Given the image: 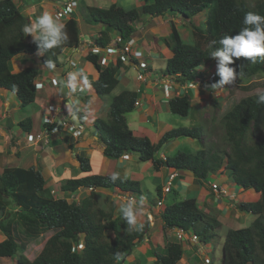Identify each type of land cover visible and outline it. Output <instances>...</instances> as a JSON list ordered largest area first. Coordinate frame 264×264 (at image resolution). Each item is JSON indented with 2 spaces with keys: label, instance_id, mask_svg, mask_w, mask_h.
<instances>
[{
  "label": "trees",
  "instance_id": "16d2710c",
  "mask_svg": "<svg viewBox=\"0 0 264 264\" xmlns=\"http://www.w3.org/2000/svg\"><path fill=\"white\" fill-rule=\"evenodd\" d=\"M86 24L100 23L105 27L93 37V44L101 48L112 45L110 32L120 35L123 42L137 31L136 24L144 16L178 17L190 22L196 16L204 15L201 25L192 23L190 42L183 40L177 25L170 22V32L164 37L169 55L162 74L175 78L177 82H203L207 72L204 69L216 57V50H224L220 41L224 37L234 38L244 28L255 30V25H245L247 13L264 16V0H147L139 6L122 8L116 2L110 6L86 5L83 10ZM36 18L23 13L15 0H0V90L11 91L25 109L36 98L35 81L39 71L26 66L13 72L11 61L18 56L41 53L39 62L47 66L61 67L60 55L66 48L79 46L77 19L70 17L63 24L62 31L67 39L58 46L47 48L41 41L27 38L22 31L26 24ZM264 31V24L261 25ZM85 60L97 71V78H88L87 84L94 93L103 97L109 95L119 83V72L123 63L101 66L98 55L89 51ZM232 63L225 66L234 70L235 79L252 82L264 75V57H231ZM253 59L255 62L253 63ZM240 98L221 116L224 139L228 150L209 149L192 152H177L165 159L154 158V154L165 144L182 137L200 138L199 128L178 127L165 131L157 143L146 135L132 132L126 114L136 109L138 92L123 89L113 95L106 117H96L93 126L103 145L102 156L117 160L127 153L138 154L141 162L151 161L155 169L166 166L170 170L192 172L203 185L211 174L227 170L231 181L244 190L254 189L260 193L256 201H238L235 207L243 213L255 215L245 227L230 228L222 244L221 264H264V102L258 103L260 94ZM171 112L186 116L191 106L187 93L169 98ZM73 114L83 123L86 115L74 107ZM24 132H30V117L18 122ZM45 126H50L48 123ZM62 125H58L61 129ZM68 148H72L69 145ZM83 174L77 178H64L56 184L59 192L74 193L88 190L79 201L68 202L55 197L46 186L47 179L39 166H4L0 171V258L20 252L15 264H124L134 246L147 241L152 227L148 219L129 225L112 193L141 194L139 181L120 177L117 173H91L87 156L76 155ZM116 174V179L112 176ZM105 190V191H104ZM106 192V193H103ZM160 195V187H157ZM159 216L162 229L182 228L199 238L204 244L214 238L221 226L219 212H205L194 197L184 198L166 204ZM137 225V226H136ZM143 225V227H140ZM47 236L40 251L28 258L29 245L40 244ZM83 248L79 250L78 244ZM153 264H180L184 254L182 244L166 241L163 246H152ZM121 259H117V257Z\"/></svg>",
  "mask_w": 264,
  "mask_h": 264
},
{
  "label": "rangeland",
  "instance_id": "374dc122",
  "mask_svg": "<svg viewBox=\"0 0 264 264\" xmlns=\"http://www.w3.org/2000/svg\"><path fill=\"white\" fill-rule=\"evenodd\" d=\"M23 0H15V2L21 3ZM52 1L50 3H48L47 1L44 0V3H48L45 6V9L49 12L50 8H54V4H57L56 0H49ZM147 0H78V10L76 12L75 15L72 16V18L77 19V27H78V31H79V35L78 38L80 37V34H83V40L85 41V43L83 44V48L81 50H79L78 52H76L78 58L75 59L74 64L69 66L70 68L68 69V76L66 77V79H68L70 77V74H75V81H81L80 83V88H78L77 85L75 86H71V93L70 95L67 97V104H63L64 101H66V99L64 101H62L63 99H61L62 97L59 95L58 92V88L52 86L50 84V81L52 80L53 77H56L57 75H61L63 72L64 74L67 72L66 68H65V62L66 60H71L72 57L70 55V51L67 54H61L60 55V60L62 59V66L61 67H53L52 69H49L45 64H42L39 62V57H30V56H25L22 55L21 58H17L16 61H20L23 64H26V66H31V67H38L40 70H46L48 75H46V81L45 82H49L48 84H50V88L48 89H44L41 91H37L36 94L38 98L35 99L34 103L29 104L25 109H17L18 112L14 113L16 114V117H19V115H23V116H27L30 117L32 119V121L34 122V124H40V114L39 113H44L43 112V108L48 109V104L45 101L41 100V97L43 96L42 94H46L45 98L50 101L53 102L55 105L59 106V107H68L69 109V114H66V118L67 121L71 122L73 119L70 118V114L73 111V107H76V105H78V107L80 108H76L77 110H79L81 113L88 115V118L86 116L85 121L87 120V127L92 130L95 131V128L93 126V120L98 116V117H106L107 114V109L109 106V102L111 100V97L113 95L118 94L120 91H122V89H130L133 90V88L136 86V84L138 82H140L137 79V68L135 67V63L132 62H127L126 63V67L124 68V71H120L119 72V77L121 78V76H124V78L126 79V81H122L120 80V82L118 83V85L112 90V92L109 95L103 96V97H99L101 98V100L103 102V106L101 108V112L100 114H93L91 113V109L90 107L86 108L84 110V108L82 106H86L88 103H86L84 101L85 97H84V93H85V87H89L88 84L86 85L85 83V78L88 80V78H92L95 77L97 74V71L95 70V68L93 67V65L88 62L85 61L84 58L82 56H85L89 51L90 48L92 46L91 40L93 39L94 36H96L98 34V30L101 29H105L103 25H101L100 23L98 24H86L83 20V12H81V10L84 9V7L86 5H93V6H98V7H108L110 6L112 3L116 2L119 6H121L122 8L128 9L134 6H139L142 5L143 3H145ZM47 7V8H46ZM52 15V14H51ZM53 16V15H52ZM203 17L204 15L201 14L199 16H196L195 18H193L191 20V22L188 19L185 20H180L178 19V17H172V16H165V17H156L155 19H157V21H159L160 19L162 21H160L159 26H161L160 28H158L157 30H148V32H146V27H148L149 25H144V22L146 21V19H149L148 16H144L140 19V21H138L137 25H136V37L140 36L141 33H143V38L146 41H150L151 44V51H155V53H151V54H147L146 56L143 55L140 59L138 60H145L148 64H150L152 66V68L157 72V73H161L162 70L165 69V62L166 59L165 58V54H167V48L165 47L164 44V37H166V33L170 32V26L169 23L170 22H174L179 31L180 34L183 38L184 41L186 42H190L192 40L191 37V30H192V23H194L195 25H201L202 21H203ZM68 18L64 19L63 22H65ZM150 22V20H149ZM140 23V24H139ZM139 25V26H138ZM100 29V30H101ZM168 30V31H166ZM158 32V33H157ZM146 34V36H145ZM159 34V35H158ZM35 36V34H28V37H33ZM114 36V34L112 33V37ZM87 37V39H85ZM140 40V39H139ZM75 51V50H74ZM82 54V56H81ZM159 54V55H158ZM23 59V60H20ZM69 63V62H68ZM12 67V65H11ZM208 69V67H206ZM211 71H213V68L210 69ZM13 71V68H12ZM14 72V71H13ZM45 74V73H44ZM39 79V76L38 78ZM69 80V79H68ZM165 82H168V80H165ZM173 83V81H171ZM176 86V88H178V84L174 83ZM203 85V84H202ZM198 87V89L200 88V84L196 85ZM45 87H47V85H45ZM82 87V88H81ZM175 88V89H176ZM80 89V90H79ZM180 90V89H177ZM264 90V75L259 77V78H255L251 83L250 82H246L245 80L242 79H234V81L232 83L229 84V86L227 87V89L223 90L222 92H216V91H211V90H206L209 91L208 93H205V96L201 101L202 104H200V106L202 107L201 110H198L199 108L195 107L194 105L190 106L189 108V112L186 116H181L178 114H175L173 112L169 111H160L157 114V122L156 124L153 123V119L156 118L154 117L155 115L151 116V117H146L148 118V122L145 123L146 126L150 125V128L156 132V130L158 131H167L169 129L172 128H178V127H186V128H199L200 127V131H199V135L200 138H189V137H182V138H178L180 139L179 142L180 144H178V146L169 151L167 154L168 156H173L175 155L177 152H192L195 153L199 150L205 149V150H219V151H224V150H228V147L226 145L225 139H224V127L221 121V116L223 115V113L225 111H227L235 102H237L240 98L250 95V94H254V93H259L261 91ZM183 91V90H182ZM204 90L199 89L198 92L193 93L195 94V96H200V92H203ZM177 92V91H176ZM216 92V93H215ZM79 93L80 96H76V94ZM215 93V94H214ZM172 95V94H171ZM213 96V97H208V96ZM7 98L10 99L11 105H13L14 107H16L19 102L17 100V98L12 94L11 91L7 92ZM82 99V103L81 106L80 104H78L79 102H77L78 100ZM69 99H73L74 101V105L72 106L71 103L69 102ZM196 100V98L194 99ZM42 104L39 105V104ZM39 105V106H38ZM142 109H144L143 107L141 108H136V110L131 113L128 114L127 118L129 119L131 125L133 126V129L136 131V123H132V121L140 123L139 122V118H138V113L142 111ZM26 110V111H23ZM40 111V112H39ZM86 111V112H85ZM153 113H149V115H152ZM62 116L61 112L58 114V117ZM146 116H148L146 114ZM56 117V119L58 118ZM14 119V117H13ZM52 120V118L50 119ZM55 121V119H54ZM55 123V122H54ZM54 123H48L50 126L49 128L53 129L56 128L54 127ZM68 123V122H67ZM75 124L78 123V121H74ZM62 127H66L64 124H62ZM56 137L55 138H51L50 137V141L53 142L54 141V145H56L54 148L55 150L60 151V148L62 147V145H66L65 143H67L68 138H66V135L61 133L63 132L62 129L59 130L58 128L56 129ZM69 133L71 136L72 133L71 130L69 129V131H66V133ZM97 133V132H96ZM81 136V134L79 135ZM77 136V137H79ZM75 137V136H73ZM148 137V136H147ZM61 138L65 139L63 142L62 140H60ZM149 138V137H148ZM150 139V138H149ZM44 140H42L43 142ZM151 141V140H150ZM41 142V141H40ZM177 142V143H179ZM35 144V143H33ZM23 146V145H22ZM46 147V145H45ZM32 148L34 149L35 146H31L28 148V150L26 151L27 154L32 151ZM47 148V147H46ZM162 147L160 150H158L155 154H154V158H159L160 156V152L163 151ZM96 150H93V152ZM92 155L93 157H91V166H92V170L91 173H109L111 172V169H107L106 170H102V162L100 161V157L99 155L94 152ZM25 153V152H23ZM43 157L45 158V161L47 162V164L43 163V159L40 156V162L39 163V159L37 160L36 157L31 156V155H27L23 158H25V161L21 162V161H16L15 163H12L13 165L10 166H20V167H24L27 168L29 167L30 163L35 164V166H39L42 169V173L44 175V177L47 179V183L46 186H50L51 189L55 190V193L53 194L55 197H63L65 198L68 202L71 201H79L81 198H83L84 196H86L89 191L88 190H77L74 193H63V192H59L58 188H57V183L59 181L55 183V179H52L51 176L49 175V172L52 170L53 168L50 167H54V170H57V173H61L60 172V167L62 165H60V163H57L56 165L53 163H51V160L49 159L48 155L46 153H43ZM89 158V157H88ZM90 160V159H89ZM60 159H57L56 162H59ZM15 164V165H14ZM43 164V165H42ZM137 167H133L137 168L140 170V167H143L144 163L141 161L137 160ZM153 167L152 164H150L149 168ZM167 172H169L170 170L166 167ZM221 169V168H220ZM59 171V172H58ZM68 171V175H70V178H77L82 176L85 173H82L80 171V169H74L72 168V166L69 167ZM113 171V169H112ZM222 172V171H221ZM67 173V172H66ZM111 174V173H110ZM143 174V173H142ZM182 174V173H179ZM229 172L227 170H223L222 173H215L214 175H210L208 177V182H215L219 185H223L225 188L230 189V188H235V185L232 184L230 176H229ZM66 175V174H65ZM59 177V176H58ZM58 177H56L58 179ZM69 178V177H68ZM129 178V177H128ZM137 179L139 180V189L140 192L143 194V198L145 200V204L146 206L150 207V205L152 203H155L159 197L157 195V187L159 186L158 184L160 183L158 181V179L156 178L155 174L153 175H148L145 173L144 177H137ZM53 180V181H52ZM195 181V180H194ZM192 183H189L190 186H192ZM165 185V184H164ZM172 191L168 192L164 195L163 198V204H171L172 202L176 201V200H180L182 198H184V194L183 193H179V191L175 188L174 185L171 186ZM105 191V190H104ZM103 193H106L104 192ZM193 194V191L190 193ZM112 198L114 199L115 202L118 203V207L121 206L122 204L126 203V205H131L133 213L136 215L137 217V224L142 223L144 220L148 219L151 227H152V231L151 234L148 238L147 241H141L140 243H138L136 246H134L132 252L126 257V260H124V264H153L154 263V257L152 256L150 249L152 248V246L158 245V246H163L164 243L166 241H176L179 242L180 244H182L183 249H184V254L187 255H192V257L194 258V264H204L203 259L209 258L211 260V264H221V258H222V244H223V240H224V236L225 233L227 232L228 229L230 228H241V227H245L248 226V224L250 223V221L247 219V217H250L251 213H244L242 216L240 217H235L233 218V216H230L229 218L223 217L222 220V225L216 230L217 235L212 238L208 243V244H204L201 241H198L196 245H191L190 243H188L185 240H179L176 236V230L172 229L170 231L171 234H167L166 230L162 229V226L160 224L159 221L155 222L154 220V216L152 215V217H147L144 219V214H137V210L134 207H138L139 205H134L131 200L128 201L127 197L124 196L123 194L120 193H112ZM227 197V196H226ZM221 199L223 203H229V200L227 198ZM130 203V204H128ZM230 207V205H228ZM162 207V205H161ZM160 207V208H161ZM230 208L233 207L231 206ZM209 213V212H208ZM253 215V214H252ZM137 226V225H136ZM191 234V233H189ZM48 235L43 237V241L40 244L37 243H33L31 245H29L28 250L26 252V255L28 258H33L41 249L43 242L45 241V239L47 238ZM4 239V235L0 232V241ZM14 255H10L9 257H2L0 258V264H15L18 256L20 255V252L15 249L14 251ZM183 264L184 262L181 261Z\"/></svg>",
  "mask_w": 264,
  "mask_h": 264
},
{
  "label": "crops",
  "instance_id": "0c3cea01",
  "mask_svg": "<svg viewBox=\"0 0 264 264\" xmlns=\"http://www.w3.org/2000/svg\"><path fill=\"white\" fill-rule=\"evenodd\" d=\"M45 1H47L48 3L52 2L49 0H45ZM48 3H44V0H23L21 3H18V5H20V7L23 9L24 13H26L27 15H34L37 18L45 12L50 13V14L52 13L53 8H50L49 12L45 9V6ZM53 4H55V3H53ZM155 18H156V16L155 17H149V19H146V21L144 22V25H149L148 27H146V32H148V30L151 31L153 29L157 30L158 28L161 27V26H159V23L162 20L160 19L159 21H157V19H155ZM149 20H150V22H149ZM60 23L63 24V22H60ZM166 31H168V30H166ZM136 34L137 33L135 32V34H133L131 37L132 40L135 39L137 41L136 46L134 48L135 49L139 48L140 51H142V53L145 56L147 54L155 53V51H151L152 48H151L150 41L149 40L146 41L143 38V33H141V35L138 37H136ZM111 35H112V33H111ZM166 35H168V33H166ZM145 36H146V34H145ZM33 37H35V36H33ZM33 37H31V38H33ZM69 51H70V55L72 57V59L70 61H72L74 63L75 59L78 58V56L76 55L77 54L76 52H78V51H74V50L66 48V49H64L63 54H67ZM40 55H41V53L37 54V55L36 54L32 55L30 57L36 58V57H39ZM151 55H153V54H151ZM164 55H165V58H167L169 55V52H167V54L164 53ZM81 56H82V54H81ZM21 57L22 56H18L11 61V65H12L14 72H18L21 69H23L24 67H26V64H23L20 61H16L17 58H21ZM20 60H23V59H20ZM68 62H69V60H66L65 68H66L67 72L63 75V81H64L66 89H67V96H69L71 91H72L71 86L77 85L79 88L80 83H81V81H78V80L75 81V79L73 80L70 77L68 78L69 80L66 79V77L69 74L68 69L70 68ZM34 68H36V67H34ZM36 69L39 71V74H38L39 79L38 80L43 83L42 88L38 89L37 91H41V90L50 88L49 86L51 83L48 84L49 82H45L46 81V75H48V74H46L47 71L46 70H40L38 67ZM149 69H150L149 74L147 75L145 80L138 82L136 84V86L133 88V90L138 92V101L140 102V105L136 106V108H141V107L144 108V109H142L141 112L138 113V118L140 119L139 120L140 123L132 121V123L137 124L136 125L137 126L136 131L133 129V126L131 125L129 119L127 118L128 114L131 112L126 114V120H127L128 125L134 134L146 135L150 138L152 143H157L164 132L158 131V130H156V132H155L150 128V125L146 126L145 123L148 122L147 121L148 118H146V117H151V116L155 115L154 117H156V118L153 119V123L156 124L157 114L161 110L162 111H169L170 110L168 100L173 95H166L164 93V88L167 87V85L164 84L165 81H164V78L160 75L161 73H157L152 68V66L150 64H149ZM124 70L125 69H123L122 71H124ZM96 78H97V74L95 77H92V79H96ZM120 80L126 81L124 76H121V78H119V82H120ZM177 84H179V83H177ZM45 85H47V87H45ZM86 85H87V83H86ZM185 86H187V84H184L183 88ZM126 89H128V88H126ZM199 89L204 90V91L200 92V94H201L200 96H195V94H193V93L198 92ZM199 89L197 86H192V87H188L184 91L176 92L177 91V88H176L174 90L173 94H182L183 92H187L191 98V105L192 106L196 105L195 107L199 108L198 110H201L202 109V107H201L202 105L200 106V104H202L201 100L204 97H207V96H205V93L206 92L208 93L209 91H206L208 89H205L203 87H200ZM85 90L86 91L84 93V97H85L84 101L88 104L86 106H82V107L84 108V110L86 108L90 107L91 113L100 114L101 108L103 106V102L99 101V100H101V98H99V96H97L94 93V90L92 88H89L86 86ZM7 92H9V91L0 90V171L2 170V168L4 166L13 165L12 163H15L16 161H21V162L25 161V158H23V157H25L27 155H31V156H33V158L35 156L37 160L39 159V163H41L40 162V156H41L42 159L44 160L43 163L47 164V162L45 161V158L43 157V153H46L48 155L49 159L51 160L52 166H53V163L55 165L57 163H60V165H62L60 167L61 173H59V174L57 173V170H54V167H50V168H53V171L51 170L49 172V175L51 176L52 179H55L54 184H56V182L61 180V179L68 178V177L70 178V175H68V171H67L70 166H72V168H74V169L79 168V163L76 159V155L80 154V155L87 156V157H89V159L91 161V159H92L91 157H93L92 152H93V150H96L94 152H96L100 157V161L102 162V168H103L102 170H106V172H107V169H111V172H109L108 174L117 173L120 177H123V178L129 177L130 179H134V180H138L137 177H144L145 173L148 175V177H149V175L155 174L156 178L160 182L158 184L159 185L158 187H160V188H162L164 186V184L167 182V178H168V176L172 170H170L167 167L170 170L169 172H167L166 166H161L159 169H155L154 167L149 168V166H150V164H152V162L147 161V162H143L144 165H143V167H140V170L137 168H134V170H133V167L138 166L137 160L140 161L138 159V154H136V153L124 154L122 157H120L117 160H112V159H109L105 156H102L103 145L98 138V134L95 131H92L87 127V125H86L87 120L82 123L83 133L79 137H76V136L73 137L74 135L71 136L68 132L66 133V127H64V128L62 127L63 132H61V133L65 134L66 138H68V139H66L67 143H65L66 145H64V146L62 145V147L60 148V151L55 150L54 147L56 145H54V141L51 142L49 139H50V137L55 138L57 136L56 135V131H57L56 129L58 128V125L61 122L64 124L66 123L65 121L67 120V118L65 116H66V114H69L68 107L57 106V110L54 112H49L46 109L44 110V107H42L44 113H42V112L39 113L40 114V124H34V122L31 119L32 129L30 131L33 133V132H38L42 129V119H43V116L45 114H48L47 116L52 118L53 120L55 119V125L54 126L56 128L51 129V128L47 127L49 129L48 130L49 137H48V144L47 145H46L45 141H43V142L41 141V142H38L35 144L25 143L24 142V136H23L24 131L18 125V122L25 119L27 116L26 117L23 115H19V117L15 116L16 114L14 113V110H15V112H18L17 109H20L19 104L16 107L11 105L10 99L7 98ZM42 95H43L41 97L42 101H45L48 105L54 104L53 102H50L45 98V96H46L45 93ZM76 96L78 97V96H80V94L77 93ZM208 97L210 98L213 96L210 95ZM36 98H38V97H36ZM195 98H196V100H194ZM69 102L75 104L73 99H69ZM77 102H79L78 104H80V106H81L82 99L78 100ZM39 105L42 106L41 103ZM77 107H78V105H76V108ZM78 108H80V107H78ZM23 111H26V110H23ZM60 112H61L62 116L58 117V114ZM153 112H154V114L149 115V113H153ZM146 114L148 116H146ZM86 116L88 118V115H86ZM13 117H14V119H13ZM56 117H58V118L56 119ZM69 117L72 118L73 120L71 122L67 121L68 123H73V125H75V126H78L81 123L78 119H75L73 113H71ZM74 121H78V123L75 124ZM58 129L61 130L60 128H58ZM60 140H62V142H63L65 139L61 138ZM179 140L180 139H174V140L170 141L169 143L165 144L164 146H162V147H164L163 151L160 152V156L157 159H160V158L165 159V157L168 156L167 153L169 151L175 149L178 146V144H180ZM177 142H179V143H177ZM45 145L47 148L45 147ZM69 145H71V147H72L71 149L68 148ZM31 146H35V148L34 149L32 148V151H30L27 154L26 151ZM23 152H25V153H23ZM94 152H93V154H94ZM57 159H60V161L56 162ZM29 165L35 166V164H33V163H30ZM112 169H113V171H112ZM179 173H182V174H179ZM104 174H107V173H104ZM56 177H58V179ZM192 181H193L192 186H190L189 183H191ZM172 185L175 186V188L179 191V193L184 194V198L194 197L196 199L198 206L200 208H202L205 212H207V213L212 212V211L219 212L218 220L220 221L221 225H222L221 219L223 217L229 218L230 216H233V218H235L237 216L240 217L244 214L243 212H241L240 210H238L235 207V204L237 201H255L260 197V194L258 192H255L253 189H249L247 191H241V188H239L236 185H235V188L227 189L221 184L222 188L225 189L226 193L225 194H219V193L213 191L208 183H204L203 185H201L197 181V179L194 177L192 172H189L186 170H177V176L173 179ZM171 191H172V188L169 192H171ZM192 191H193V194H190ZM125 195H127V193ZM225 197L229 200V203H227V204L223 203L221 200V199H224ZM184 198H182V199H184ZM182 199H180V200H182ZM176 201H178V200H176ZM132 203L134 205L140 204L138 207H134L137 210V214H139V215L144 214V219L147 217H152V215H153L155 222L159 221L161 226H162V221H161L160 217L155 215L156 213L161 212L160 208L157 206L153 207L152 204L150 205V207L146 206L142 193L139 195L137 194L135 201ZM128 204H130V203H128ZM228 205H230V207L232 206L233 210ZM254 218H255V215H252V214H250V217H247V219L250 221V223L252 222V220ZM170 231H171V229L166 230L168 235L171 234ZM170 241H173V240L170 239ZM190 244L194 245L192 242H190ZM193 259L194 258L192 257V255L184 254L182 261L184 262V264H194ZM180 264H183V263L180 262Z\"/></svg>",
  "mask_w": 264,
  "mask_h": 264
},
{
  "label": "clouds",
  "instance_id": "9594fccd",
  "mask_svg": "<svg viewBox=\"0 0 264 264\" xmlns=\"http://www.w3.org/2000/svg\"><path fill=\"white\" fill-rule=\"evenodd\" d=\"M57 1V4H58V1L59 0H56ZM76 2H77V4L74 6V12L71 14V15H69V16H67L66 18H70V17H72L73 15H75L76 14V12H77V10H78V0H75ZM17 4V3H16ZM51 4V3H50ZM57 4H54V8L52 9V15L50 14V13H47V12H45V13H43L42 15H40L39 17H35L34 15H29V16H32V17H35L36 19L33 21V22H31L30 24H26V25H24L23 26V28H22V31H23V33L25 34V35H27V37H28V34H35V39L36 40H38V41H41L42 43H43V45L45 46V47H47V48H53V47H55V46H58L59 44H61L63 41H65L66 39H67V35L62 31V29L65 27V25L64 24H62V23H60V22H63V20L64 19H66V18H63V19H61V20H58L57 18H55L54 17V11H55V8H56V5ZM18 5V4H17ZM19 7H20V5H18ZM22 11H23V9H22ZM24 13V12H23ZM24 14H26V13H24ZM27 15V14H26ZM168 16V15H167ZM243 23L245 24V25H249V24H251V25H255V30H249L248 28H244L241 32H240V34L239 35H236L234 38H228V37H224L220 42L224 45V46H226L225 47V49L224 50H216L215 52H213L212 53V55L214 56V57H216L213 61H211V62H209L206 66H204V69H205V71L208 73V70H210L211 68H213V71H214V69L216 68V63H215V61H216V59H218L219 60V75L222 77V79H221V81L219 82V84H215V85H213V88H218V87H220V85H222V84H224V83H232L233 81H234V79H235V76H234V70L233 69H230V68H228V67H226L225 66V63H232V59H231V57H236V58H240V57H245V58H248V57H251V58H256V57H264V31H262L261 30V25L262 24H264V16H261V15H259V14H256V13H251V12H249V13H247L246 15H245V17H244V20H243ZM137 25V24H136ZM111 33H113L114 34V36L112 37V35H111ZM110 33V35H111V39H112V45H113V39H114V37L115 36H117L118 34L116 33V32H111ZM83 34H80V40H79V46L77 47V48H75V49H71V50H75V51H79V50H81L82 48H83V44L85 43V41L83 40ZM118 36H120V35H118ZM34 38V37H33ZM29 39H31V37H29ZM85 39H87V37L85 38ZM129 40H132L131 38L129 39ZM128 41V40H127ZM127 41H125V42H127ZM133 41V46H132V48H133V50H140L139 48H134L135 46H136V40L134 39V40H132ZM123 42V41H122ZM125 42H123V43H125ZM90 44H92V46H91V48H90V51L92 52V53H94V54H96V55H98V63H99V53L98 52H94L93 50H94V48H99V49H101V50H103V49H105V48H101V47H99V46H96V45H94L93 44V39L91 40V43ZM112 45H110V46H112ZM109 46V47H110ZM107 48V47H106ZM68 49H70V48H68ZM64 51V50H63ZM102 52V51H101ZM141 53H142V51H141ZM37 54H40V53H36V55ZM62 54H63V52H62ZM35 55V54H34ZM144 54L142 53V56H143ZM22 56V55H21ZM32 56V55H31ZM141 56V57H142ZM40 57V56H39ZM83 58H84V56H82ZM84 60H85V58H84ZM62 61V60H61ZM86 61V60H85ZM118 61H121V60H117L116 61V63L115 64H107V65H116L117 64V62ZM143 61H145V60H143ZM122 62V61H121ZM132 63H134L133 61H131ZM146 62V61H145ZM255 62V59H253V63ZM123 63V67L120 69V71H122L125 67H126V63H124V62H122ZM147 63V62H146ZM74 63L72 62V61H70L69 60V66H71V65H73ZM100 64V63H99ZM101 66H107V65H102V64H100ZM147 67H148V70H150L149 69V64L147 63ZM47 67L49 68V69H52L53 67H54V65H53V62L52 61H48L47 62ZM136 67V66H135ZM206 67H208V69L206 68ZM211 71V70H210ZM63 75H64V72L61 74V76L63 77ZM165 80H168V82H165L164 84L165 85H171V90L169 91V93L168 94H166V91H165V88H164V93L166 94V95H182V94H184V93H187V92H183L182 94H173L174 93V90H175V84L174 83H179L178 84V88L177 89H180V90H177V92L178 91H184V90H186L188 87H192V86H196V85H198V84H200V86L199 87H203V88H205V89H209V90H211V91H216V90H214L207 82H206V78H205V80L203 81V82H201V81H198L197 83H194V82H186V83H184V84H187V86H185L184 88H183V83H180V82H177L176 81V79L175 78H172V77H170V76H165V75H163L162 74V72H161V74H160ZM39 76V75H38ZM58 76V75H57ZM207 76V75H206ZM119 77V76H118ZM147 77V76H146ZM145 77V78H146ZM38 78V77H37ZM70 78L71 79H75V74H70ZM145 80V79H144ZM53 81H56V77H53L52 78V80L50 81V83H51V85L52 86H54V87H56V88H58V84H57V81H56V85L53 83ZM140 81V80H139ZM141 81H143V80H141ZM171 81H173V83L171 82ZM44 82V81H43ZM85 83H87V79L85 78ZM65 84V83H64ZM203 84V85H202ZM42 86H43V83L42 82H40L38 79H36V81H35V88H36V92H37V90L38 89H40V88H42ZM229 86V85H228ZM227 86V87H228ZM80 88V87H79ZM90 88V87H89ZM80 90V89H79ZM59 92V91H58ZM216 92H219V91H216ZM188 94V93H187ZM60 95V94H59ZM189 95V94H188ZM37 96V95H36ZM190 96V95H189ZM67 97L68 96H66L65 98H61V99H63L62 101H64L65 99H66V101H64L63 102V104H67L68 103V101H67ZM172 97V96H171ZM136 102H138V104H136ZM135 102V105L136 106H139L140 105V102L137 100ZM261 102H264V92H262L261 94H260V100L258 101V103H261ZM71 103V102H70ZM54 106L55 108L53 109V110H50L49 109V106ZM71 105L73 106L74 104L73 103H71ZM44 110H45V108H44ZM46 110H48L49 112H54V111H56L57 110V105H55V104H49L48 105V109H46ZM48 114H45L44 116H43V119H42V129L40 130V131H38V132H24L23 133V136H24V142L25 143H38V142H40V141H42V140H40V141H38V142H36V141H30V142H27L26 141V137H25V134L26 133H31V134H36V133H42V132H47V138H46V140H47V143H46V145L48 144V137H49V134H48V126H45V124L46 123H51V122H55L53 119L49 122H44V118L45 117H47L48 119H51L50 117H48L47 116ZM75 115V114H74ZM61 125L62 124H64V123H60ZM59 124V125H60ZM68 124H70V125H73V123H65L64 125L66 126V131H69V129H68V127H67V125ZM54 125H55V123H54ZM79 125H82V123H80ZM78 125V126H79ZM75 126V125H74ZM78 126H75V127H78ZM55 127V126H54ZM82 127H83V125H82ZM61 129H62V127H61ZM70 133H72V131L70 132ZM82 133H83V128H82ZM81 133V134H82ZM72 135H74L73 133H72ZM74 136H76V135H74ZM77 137V136H76ZM45 141V140H44ZM223 170H225V169H223V168H221L220 169V172H218L219 174L220 173H222L223 172ZM222 171V172H221ZM171 172H175L176 173V176H177V170H172ZM211 175H214V174H211ZM175 176V177H176ZM112 179L113 180H115L116 179V174H113V176H112ZM167 180H168V178H167ZM173 181V180H172ZM171 181V182H172ZM232 182V181H231ZM204 183H208L209 185H210V187H211V183H213V181L212 182H204ZM233 183V182H232ZM167 183H165V185H166ZM234 184V183H233ZM164 185V186H165ZM172 185V184H171ZM219 185V184H218ZM234 185H236V184H234ZM237 186V185H236ZM48 187H50V186H48ZM219 187H220V191H215V190H213L212 189V187H211V189L213 190V191H215V192H217V193H219V194H225L226 193V191H225V189L224 188H222V186L221 185H219ZM163 188V187H162ZM162 188H160L161 190H160V195H158V197H159V199L155 202V203H152V205H153V207H155V206H157V207H161V206H158L157 205V202L160 200L161 202H162V207L160 208V210L162 211V209H163V207L165 206L164 204H163V198H164V194H166V193H164L163 191H162ZM239 188H241V187H239ZM170 190H171V186H170ZM221 190H223V191H221ZM249 190V189H248ZM254 190V189H253ZM241 191H247V190H244V189H242L241 188ZM255 191V190H254ZM256 192V191H255ZM51 193L52 194H54L55 193V190L54 189H51ZM168 193V192H167ZM259 193V192H258ZM260 194V193H259ZM124 196H126L127 197V199H128V201L129 200H131V202H134L135 201V198L137 197V194H127V195H125V194H123ZM132 198V199H131ZM259 199V198H258ZM257 199V200H258ZM256 201V200H255ZM238 202V201H237ZM236 202V203H237ZM121 211L123 212V215L127 218V223L129 224V225H134V224H136L137 223V217H136V215L133 213V210H132V207H131V205H128V206H124V207H122L121 208ZM254 215V214H253ZM140 227H143V225H140ZM172 229H174V230H176L177 231V229H182V228H172ZM171 229V230H172ZM187 232V231H186ZM188 234L190 233V232H187ZM192 234V233H191ZM199 239V238H198ZM146 241V240H145ZM188 243H190V242H188ZM193 243V242H192ZM194 245H196L197 243H193ZM77 248L79 249V250H81L82 248H83V244L82 243H79L78 244V246H77ZM184 255V254H183ZM183 258V257H182ZM206 258V257H205ZM117 259L119 260V259H121V257H117ZM203 262H204V259H203Z\"/></svg>",
  "mask_w": 264,
  "mask_h": 264
},
{
  "label": "built area",
  "instance_id": "2783aa9c",
  "mask_svg": "<svg viewBox=\"0 0 264 264\" xmlns=\"http://www.w3.org/2000/svg\"><path fill=\"white\" fill-rule=\"evenodd\" d=\"M77 4L75 0H59L58 4L56 5L55 11H54V17L57 18L58 20H61L63 18H66L67 16L71 15L74 12V6ZM133 41L128 40L127 42L123 43L122 39L120 36H115L113 39V45L110 47H107L103 50L99 48H94V52L99 53V63L102 65H107V64H115L117 60H121L124 63L131 62L133 61L135 63V66L137 68V79L138 80H144L145 77L149 74L148 70V65L145 61L143 60H138L141 58L142 53L140 50H133ZM102 51V52H101ZM219 60L216 59L215 63L216 68L214 71L208 70L207 76H206V82L213 88V85L219 84L221 81L222 77L219 75ZM53 83L56 85V81H53ZM229 83H224L220 85L218 88H213L216 91L222 92L223 90L227 89V86ZM171 90V85H168L165 87L166 94L169 93ZM138 104V102H136ZM55 107L54 106H49L50 110H53ZM50 122L51 120L48 119L47 117L44 118V122ZM68 129L72 131V133L76 136H79L82 133V125H79L78 127H75L74 125H67ZM26 141H40V140H45L47 143V132H42V133H36V134H31V133H26L25 134ZM176 173L171 172L168 176L167 184L163 186L162 191L164 193H167L170 191V186L172 184V180L175 178ZM211 187L215 191H220V187L217 183L213 182L211 183ZM223 191V190H221ZM132 199V198H131ZM158 206L162 205V202L159 200L157 202ZM176 236L179 240H185L187 242H193L197 243L199 241L198 237L195 236L194 234H188L185 230L183 229H177L176 231ZM204 264H211V260L209 258H204Z\"/></svg>",
  "mask_w": 264,
  "mask_h": 264
},
{
  "label": "water",
  "instance_id": "95a60500",
  "mask_svg": "<svg viewBox=\"0 0 264 264\" xmlns=\"http://www.w3.org/2000/svg\"><path fill=\"white\" fill-rule=\"evenodd\" d=\"M56 81L58 84V91L61 97L65 98L67 96V89L63 81V77L61 75L56 76ZM75 119H78L76 115H74Z\"/></svg>",
  "mask_w": 264,
  "mask_h": 264
}]
</instances>
